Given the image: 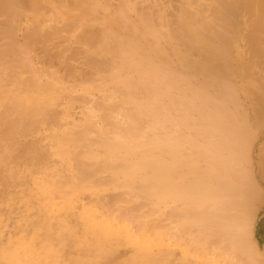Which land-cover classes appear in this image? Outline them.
I'll return each instance as SVG.
<instances>
[{
	"label": "bare ground",
	"instance_id": "bare-ground-1",
	"mask_svg": "<svg viewBox=\"0 0 264 264\" xmlns=\"http://www.w3.org/2000/svg\"><path fill=\"white\" fill-rule=\"evenodd\" d=\"M114 1L0 0V264H264V0Z\"/></svg>",
	"mask_w": 264,
	"mask_h": 264
},
{
	"label": "rangeland",
	"instance_id": "rangeland-1",
	"mask_svg": "<svg viewBox=\"0 0 264 264\" xmlns=\"http://www.w3.org/2000/svg\"><path fill=\"white\" fill-rule=\"evenodd\" d=\"M163 1V0H162ZM164 1H166V0H164ZM167 1H169V0H167ZM167 1L165 2V3H167ZM174 0H172V2H173ZM113 2H114V4H115V2L116 1H114L113 0ZM76 108H77V110H76ZM74 109H75V113H74ZM74 109H73V114H75V115H73L74 116V118L75 119H79V114H81L80 113V111H79V109H78V106L76 107H74ZM78 113V114H77ZM76 117H78V118H76ZM254 148H257L256 146H254ZM254 148H252L253 150H251L250 151V157H251V160H254V162H256V159L258 158V153H256L255 152V149ZM253 152V153H252ZM253 156V157H252ZM255 157V158H254ZM254 158V159H253ZM256 169V170H255ZM253 173H252V176H253V183L255 184V185H257V187L258 186H260V187H262L261 185H263V187H262V191H263V199H264V182H263V180H261L262 179V177H261V173L259 172V168L257 169V168H254V170L252 171ZM256 172V173H255ZM257 173H259V174H257ZM257 175V176H256ZM257 183H256V182ZM259 183V184H258ZM257 190H258V188H256ZM260 189V188H259ZM261 190V189H260ZM262 200L261 199H259V207H258V209H256V211H255V219H256V225H255V235H256V237H257V240H258V244H259V246H260V254H262L263 255V252H264V249H262L263 247H264V200L261 202ZM258 202V201H257ZM257 202L255 201V202H253V203H256L255 205H257ZM262 203V204H261ZM261 204V205H260ZM257 208V207H256ZM261 213V214H260ZM258 220V221H257ZM258 225V226H257ZM257 230V231H256ZM264 256V255H263Z\"/></svg>",
	"mask_w": 264,
	"mask_h": 264
},
{
	"label": "snow or ice",
	"instance_id": "snow-or-ice-1",
	"mask_svg": "<svg viewBox=\"0 0 264 264\" xmlns=\"http://www.w3.org/2000/svg\"><path fill=\"white\" fill-rule=\"evenodd\" d=\"M262 133H264V126L261 127L259 134H262ZM255 135H256L255 132L251 133L250 139H251L252 137H254ZM247 162H248V153H247V151H246L245 154H244L243 163H244L245 165H247Z\"/></svg>",
	"mask_w": 264,
	"mask_h": 264
}]
</instances>
